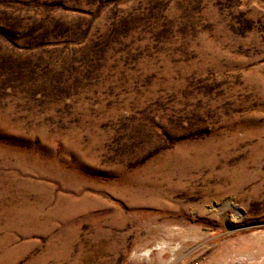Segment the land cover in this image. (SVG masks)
Segmentation results:
<instances>
[{"label":"rangeland","instance_id":"374dc122","mask_svg":"<svg viewBox=\"0 0 264 264\" xmlns=\"http://www.w3.org/2000/svg\"><path fill=\"white\" fill-rule=\"evenodd\" d=\"M0 264H264V0H0Z\"/></svg>","mask_w":264,"mask_h":264}]
</instances>
